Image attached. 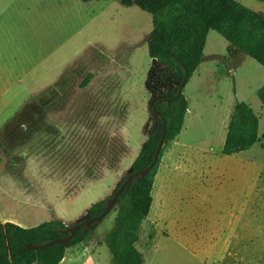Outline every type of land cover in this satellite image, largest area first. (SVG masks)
Wrapping results in <instances>:
<instances>
[{"label":"rangeland","instance_id":"obj_1","mask_svg":"<svg viewBox=\"0 0 264 264\" xmlns=\"http://www.w3.org/2000/svg\"><path fill=\"white\" fill-rule=\"evenodd\" d=\"M235 1L264 17V3ZM59 3L69 15L65 21L59 8L58 62L44 76L51 83L29 93L25 106L14 105L7 116L16 134L25 115L47 113L36 134L39 143L31 139L21 151L16 140L0 137V220L2 212L22 227L87 219L86 211L131 173L154 124L153 103L179 83L148 55L149 13L117 0ZM262 87L264 68L210 31L181 93L188 103L181 131L164 144L156 170L136 243L143 264H264ZM237 103L258 117L261 139L226 156L221 150ZM23 158L33 166L24 169ZM79 182L82 187L71 192ZM116 214L112 209L85 242L67 249L60 264H113L104 239Z\"/></svg>","mask_w":264,"mask_h":264},{"label":"trees","instance_id":"obj_2","mask_svg":"<svg viewBox=\"0 0 264 264\" xmlns=\"http://www.w3.org/2000/svg\"><path fill=\"white\" fill-rule=\"evenodd\" d=\"M257 1L264 3V0ZM121 4L135 5L152 16V30L147 41L148 55L151 59H156L155 65L161 67L166 76L179 80L167 99L175 97L185 76L187 82L198 68L210 31L216 32L229 45L264 68V17L235 0H136L135 3L133 0H121ZM88 78L90 75H87L86 79ZM85 80L83 84L86 83ZM257 94L264 106V87ZM161 99L163 98H158L153 105ZM187 108L188 103L182 94L172 103L162 101L156 106L160 114L157 129L153 130V126L150 128L146 141L131 166L132 172H138L151 163L163 126L164 143L154 168L142 180L133 179L123 189L112 208H117V214L113 228L105 235L104 243L113 264L144 263L136 243L141 225L152 204L151 191L156 170L164 144L172 142L179 135ZM259 141L258 117L247 104L237 103L227 124L222 154L229 156L249 150ZM92 171L87 170L86 175L89 176ZM124 180L125 177L117 187ZM82 184L79 182L71 192ZM106 199L92 205L86 211L88 217L100 215L106 208ZM97 224L89 229L81 228L64 245L54 244L45 249L31 250L25 244L41 245L66 237L67 234L63 233L67 228L66 224L53 220L23 228L0 222V264H59L66 250L85 242Z\"/></svg>","mask_w":264,"mask_h":264},{"label":"crops","instance_id":"obj_3","mask_svg":"<svg viewBox=\"0 0 264 264\" xmlns=\"http://www.w3.org/2000/svg\"><path fill=\"white\" fill-rule=\"evenodd\" d=\"M59 1L0 0V123L3 127L0 137L3 141L11 138L16 140L15 145L21 151L31 139H34L35 145L39 143L35 140L36 134L47 113L25 115L16 134L8 128L7 116L14 105H22L29 93L51 83L46 81L47 77L44 76L52 73L58 62L59 53H56V50L58 49L59 8L63 11L65 21L68 20L69 15L67 6L60 4ZM118 2L121 3V1ZM66 54L60 53L61 58ZM22 106H25L24 103ZM6 144L9 145L5 141ZM30 163V159H24L21 166L29 169L33 166ZM23 197L30 200L26 193ZM30 202L33 201L30 200ZM5 216L7 215L1 212V223L13 222L12 224L22 227L19 220H12ZM240 246L241 249L247 250L249 245L241 243ZM230 249L232 247H226V250ZM243 261L244 264L250 262L248 259ZM198 262L201 264V261ZM256 264L260 263L257 261Z\"/></svg>","mask_w":264,"mask_h":264},{"label":"water","instance_id":"obj_4","mask_svg":"<svg viewBox=\"0 0 264 264\" xmlns=\"http://www.w3.org/2000/svg\"><path fill=\"white\" fill-rule=\"evenodd\" d=\"M117 1H121V0H117ZM133 2L135 3L136 0H133ZM152 63L153 64L156 63L155 58H152ZM185 83H186V76L182 80V82L179 84L175 97H173L171 99L163 98L161 100H158L152 106V115H153V120H154L153 130L157 129V126H158L157 120H158V117L160 116L159 112L156 109L157 104H160L162 101H166L167 103H172L173 101H175L177 98L180 97ZM164 130H165V126H163L162 135H161V138L157 144L155 152L153 154V158H152L151 163L146 168H144L138 172H132V170H131V173L125 177V180L123 182H121L120 185L110 195V197L106 199V202H105L106 208L104 209V211L100 215L95 216V217H88L87 219L80 221L74 225L67 226V228L63 231V233L67 234L66 237L54 239L50 242H47V243L41 244V245L25 244V247L27 249H31V250H41V249H45L49 246H52L54 244L64 245L65 243L70 241L74 237V235L77 233V231L80 230L81 228L89 229L95 223H99L112 210V208L116 204L118 198L120 197L123 189L135 178L137 179V181L142 180L154 168V166L157 162V159L159 157L160 150H161L163 143H164Z\"/></svg>","mask_w":264,"mask_h":264}]
</instances>
